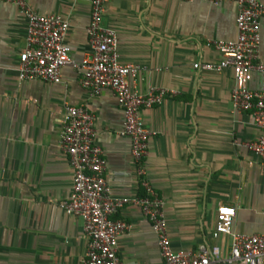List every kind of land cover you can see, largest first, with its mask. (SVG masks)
Returning a JSON list of instances; mask_svg holds the SVG:
<instances>
[{
    "label": "crops",
    "instance_id": "crops-1",
    "mask_svg": "<svg viewBox=\"0 0 264 264\" xmlns=\"http://www.w3.org/2000/svg\"><path fill=\"white\" fill-rule=\"evenodd\" d=\"M264 3V0H259ZM40 15L69 22L70 64L61 81H19L18 57L26 23L16 7L0 3V264H82L88 240L81 219L59 203L72 187L67 156L58 148L64 105L84 107L94 117V143L106 162L105 179L114 197L142 194L122 136L123 112L105 89L92 96L82 87L80 64L90 49L86 29L90 0H30ZM237 6L197 0H107L102 25L117 34L121 64L140 74L132 86L167 92L161 105L142 109L149 139L144 159L147 179L163 200L171 247L196 253L229 252L230 236L213 237L219 207L235 209L231 231L264 234V161L244 143L258 138L251 113L232 111L231 69L196 71L195 63H217L213 42L236 36ZM259 61L264 64V21ZM260 86L255 73L250 84ZM130 225L118 239L122 264H162L150 222L131 204L112 216Z\"/></svg>",
    "mask_w": 264,
    "mask_h": 264
},
{
    "label": "built area",
    "instance_id": "built-area-1",
    "mask_svg": "<svg viewBox=\"0 0 264 264\" xmlns=\"http://www.w3.org/2000/svg\"><path fill=\"white\" fill-rule=\"evenodd\" d=\"M107 0H90V17L86 29L89 55L80 64L83 88L92 96L110 90L123 112L121 135L130 140V154L143 190L132 198L114 197L105 179L106 162L102 150L94 143V117L84 107L65 104L61 119L58 148L68 159L72 172V187L68 198L59 203L67 215L83 222L88 240L82 264H122L118 258V239L130 231V225L112 216L123 206L138 207L150 222L157 239L162 264H264V234L246 235L231 231L235 209L219 207L213 237L230 236L229 252L220 258L218 248L201 247L196 253L172 249L163 211V200L147 179L144 159L149 139L155 135L144 124L142 109L161 105L167 92L149 88L139 92L132 84L140 74L133 64H121L116 32L102 25ZM213 5L233 2L237 6L236 36L233 40L215 41L213 46L222 56L217 63H195L196 71L220 73L231 69L234 88L230 103L236 114L251 113L260 134L244 147L264 161V64L259 61L260 24L264 21V3L259 0H197ZM17 8L26 23L25 47L18 57L19 81L38 80L49 84L61 81V70L68 64L66 37L69 22L60 15H40L30 0H0ZM260 76V86L252 89L254 74Z\"/></svg>",
    "mask_w": 264,
    "mask_h": 264
}]
</instances>
